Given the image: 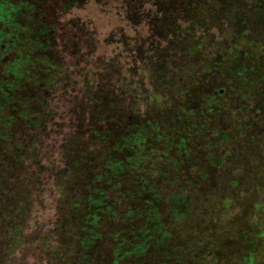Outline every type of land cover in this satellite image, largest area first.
<instances>
[{"label": "trees", "instance_id": "16d2710c", "mask_svg": "<svg viewBox=\"0 0 264 264\" xmlns=\"http://www.w3.org/2000/svg\"><path fill=\"white\" fill-rule=\"evenodd\" d=\"M158 2L0 0V110L5 123L0 127V162L18 166L16 179L21 180V188L41 194L51 193L55 187L65 195L56 212V225L73 244L54 264H258L251 241L263 238L264 229L254 225L253 232L246 228L240 238L227 235L222 240L218 220H211L214 211L210 205L229 207V200L219 195L212 198L204 186L198 194L181 179L180 165L191 155H197L198 164L207 160L199 149L189 155L185 152V160L179 153H170L174 154L170 173L175 180L169 179V173H159V177L144 169V153L170 140L160 135L165 132L163 118L152 123L147 115L131 112L121 101L118 82L126 75L122 63L117 79L111 75L83 85L66 82V72L76 71L66 69L79 65L72 62L74 39L65 31L63 34L61 25L70 23V11L95 3L139 29L150 22L151 8L158 7ZM155 15L161 24L165 14L156 11ZM170 25L176 26L173 21ZM18 41L30 50H18ZM86 47L84 36L78 52L82 67L88 63ZM17 50L24 51V56L29 52V59L34 60V86L21 87L25 63L16 52L12 54ZM263 72L258 68L256 73L264 77ZM197 84L190 91L192 103L198 102L201 92ZM217 136L221 138V134ZM187 168L192 171L195 167L187 163ZM10 171L7 168L5 173ZM50 180L71 184L48 183ZM203 184L210 186V181ZM69 190L75 194L68 198ZM20 203L24 207L27 201L22 198ZM241 250H250L248 258L238 256Z\"/></svg>", "mask_w": 264, "mask_h": 264}, {"label": "rangeland", "instance_id": "374dc122", "mask_svg": "<svg viewBox=\"0 0 264 264\" xmlns=\"http://www.w3.org/2000/svg\"><path fill=\"white\" fill-rule=\"evenodd\" d=\"M156 11L165 14L161 24ZM148 17L150 22L137 29L95 3L70 11V23L61 25L63 34L74 39L72 62L79 65L66 69H76L66 72L67 84L98 82V76L117 79L122 63L126 75L118 82L121 101L131 112L147 115L152 123L163 118L165 132L160 135L170 140L144 153V169L159 177V173H169V179L175 180L170 173L173 155L179 153L185 160V152L189 155L199 149L215 166L206 159L198 164L197 155H191L186 162L195 168L191 171L187 163L180 165L181 179L198 194L204 186L212 198L219 195L229 200V207L210 205L211 220H218L221 228L218 236L238 238L254 225L263 230L264 77L256 72L258 68L264 71V0H159ZM172 21L176 26L171 27ZM19 34H24L22 29ZM84 36L89 57L82 67L78 52ZM17 48L24 46L20 42ZM18 50L12 54L16 52L25 63L21 87L34 86V60L29 59V52L23 54L30 48L22 53ZM196 82L201 92L198 102L192 103L190 91ZM2 119L0 110V127L5 124ZM1 153L0 147V161ZM7 168L13 171L5 173ZM17 175L16 164L0 162V264H54L73 244L56 225V212L65 195L55 187L41 194L21 188ZM53 181L71 184L66 180L48 183ZM74 194L75 190L66 193L68 198ZM22 198L27 201L24 207L20 206ZM251 243V250L259 256L255 263L264 264V237ZM196 250L201 252V248ZM248 251L241 250L238 256L248 258Z\"/></svg>", "mask_w": 264, "mask_h": 264}]
</instances>
